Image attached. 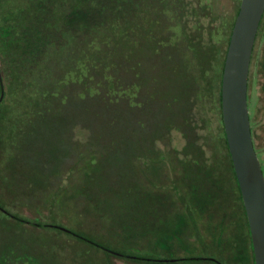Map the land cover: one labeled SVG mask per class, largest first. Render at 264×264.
<instances>
[{
	"label": "rangeland",
	"instance_id": "374dc122",
	"mask_svg": "<svg viewBox=\"0 0 264 264\" xmlns=\"http://www.w3.org/2000/svg\"><path fill=\"white\" fill-rule=\"evenodd\" d=\"M193 1H196V6L202 5L205 1H211L209 6H213L214 13L219 14L217 16L219 18L214 24L228 21L229 19L225 20V15L232 14V9H235L239 2V0H202V2L191 0V2ZM138 4L140 9L135 11L133 16L144 13L146 19L153 16V20L160 19L154 10L158 5L157 0H138ZM209 6L204 7L208 8ZM206 8L200 10L199 14L202 16L203 22L208 24L212 17L207 15L212 12ZM220 15L222 16L220 17ZM132 19L134 17L131 18L130 24L125 25L131 26ZM122 30L126 29L122 26L120 29L106 30L102 35V40H108L114 49L110 53L103 50L98 54L101 55L99 58L106 60L107 63H114V66L121 65L124 68L123 74L127 73V75L124 74L123 77L119 71L118 76L123 79L128 78L124 80H127L130 85L133 77V70L131 71L130 68L132 56L134 54L139 56L143 62V72L145 73L147 72L145 61L148 60V55H141V51L137 50L138 48L136 49L132 43L131 45L126 43L127 41L123 39L128 37L122 36L125 33L121 32ZM157 32L161 36L164 33L167 35L164 29L157 30ZM184 32L183 38L187 34L185 38L191 35L190 39L195 40V34H192L191 27H185ZM84 35L79 36L83 37ZM27 41L20 45L22 46L20 53L33 52L31 42ZM70 41L75 48L73 55H69L66 49L58 51L59 53L55 52L59 56L60 54L63 56L58 58L51 51L54 56L45 59L44 65L39 64L37 71H29L28 75L26 72H22V79L11 69L6 72L7 76L4 77L5 98L0 105V200L11 211L19 215L28 218L37 217L43 222H59L66 227L88 233L98 242L119 249H126L130 246L134 248L132 251L139 252L141 248L147 249L156 245V242H160L161 238L159 235L152 237L147 231V214L142 219L135 217L132 219L130 213L126 214L131 204V197L128 198V196L131 195L130 182H133L132 157L136 142L141 139V136L153 138L158 135L155 137V141H157L156 138L164 136L168 127L171 131L167 134L168 138L165 139L168 140L170 150H174L172 149L174 146L179 150L193 152L199 149L204 151L208 149L205 142L207 133L209 131L214 133L212 128L218 126L216 113L209 110L208 107H204L200 92L195 93L192 88V91H188L186 94L182 93L183 89L179 93L176 91V87L178 89L179 86L174 76L173 81L169 82L172 75L169 74L168 68L172 73L183 74L186 78H190L189 83L195 82L206 87L207 81L204 84L201 81V73L206 67L203 63L205 62L204 49L195 53L187 48L190 43L186 46L185 43L180 42L176 50H171L174 51L173 58L168 60L166 68L165 65H162V70H165L163 75L166 77H162V84L156 89L157 93L155 86L152 87L153 90L149 88L148 101L151 102L153 97L155 100L146 107L147 113L145 110L143 112L132 110L124 98V100H117L113 112L107 110L105 116L98 118L95 117L98 116L96 112H94L95 116L90 114L89 111L93 108L79 110V107L70 106V103H78L80 100L78 85L77 88L73 89L71 86L68 90H64V86H58L68 71H74L73 77L76 76L72 61L64 57V54L76 60L81 57L83 48H87L85 44ZM122 41L123 44H120ZM146 45L145 42L144 44L142 42L140 47L142 51L146 50L149 53L150 49L147 50ZM90 62V57L83 56L81 61L75 65L84 74L87 68L92 66ZM157 66L158 63L156 66L153 65L155 67L153 70H150L154 75H148L151 76L149 78L155 77L160 81L157 72L161 69L158 70ZM43 69H45L44 73L41 72ZM251 80L252 108L255 119L259 120L258 123L256 122L254 131L259 133L257 141L261 144L263 142L261 139L264 136L262 131L264 125V32L258 39ZM153 82L154 79L150 80L148 84ZM50 86H53L54 91L62 92L59 98L65 99V101L63 100L65 105L55 101L50 105H44L45 108L54 109L52 112H55V110H62L68 105L69 107L58 115L55 113L53 118L47 122L48 125H38V128L36 127L30 135L24 138L22 135L24 130L19 124L23 121L29 123L27 113L37 107L35 104L37 89H46ZM130 93V91H126L127 95ZM138 99H142V97L139 96ZM85 102V106L89 107L88 99H85ZM99 106L102 105L98 103L97 108ZM61 115L67 120L66 123L63 122V128L55 120V117ZM61 132H63L62 135ZM22 140L23 152L19 157H23L27 161L36 159V163L33 168L22 167L27 162L20 159L14 163L18 167L8 169V162L10 159L13 160L11 153L16 148L12 145V141L20 144ZM48 151H52L49 156H47ZM94 159L98 160L99 164L90 169L85 163ZM160 197L154 196L153 198ZM147 198L150 199L151 196ZM113 208L120 211V216L125 214L122 216L123 219L120 216L116 222L113 217L111 219L108 212L112 210L114 213L112 215H117ZM219 218L217 217L216 220L220 221ZM0 219L2 218L0 217ZM6 221L8 222V220ZM3 226L6 230L10 225L8 223ZM9 238L10 243H12V238L17 239L22 248L29 247L35 251L38 249L42 264H146L140 260L105 257L103 252L96 251L93 246L83 240L72 238L65 232H57L55 229L47 230L45 227L35 226L31 232H24L19 227L3 232L0 225V248L8 242Z\"/></svg>",
	"mask_w": 264,
	"mask_h": 264
},
{
	"label": "trees",
	"instance_id": "16d2710c",
	"mask_svg": "<svg viewBox=\"0 0 264 264\" xmlns=\"http://www.w3.org/2000/svg\"><path fill=\"white\" fill-rule=\"evenodd\" d=\"M0 1V66L5 75L7 70L11 69L20 79H22V72H26L28 75L29 71H37L39 64L42 63L44 65V60L50 56H54L53 53L56 54L58 51L61 52L67 49L69 55H73L75 48L72 46L70 40L87 46V48H83L81 57L76 60L69 55L64 54V57L69 58L72 61L76 76L75 78L73 77L74 71H68V73L65 74L64 80H61L58 83V86H64V90H68L71 86H73L74 89L77 88L78 85V96L80 98L78 103H70V106L79 107V110H86V108L90 110V108H93V110L89 111L91 112L90 114L95 116L94 112H96L98 116L95 117L100 118L107 114V110L113 112L117 100H124L125 98L129 103L128 106L132 107V110H138V112H143V110L146 111V107L155 100L153 97L151 102L148 101L149 88L153 90L152 87L155 86V92L157 93L156 89L161 86L162 77H166L163 75L165 70H162V65H165L166 68L168 60L173 58L174 51L171 50H176L180 42L185 43L186 46L190 43L187 48L195 53L204 49L203 53H205V62L203 63L206 67L201 73V81H203V84L207 81L208 85L205 84V87L201 86L202 84L199 85V83H189L188 81L191 80L190 78H186L183 74L172 73L168 68L169 74L172 75L169 82L173 81L172 79L174 76V79H176L175 81L178 82L177 85L179 86L178 89L176 87L177 85L175 86L176 91L179 93L181 89H183L182 93L184 92V94L188 91L194 90L195 93L200 92L201 96L205 98V94L209 91H215L220 95V102L222 101L221 89L224 64L241 0H239L234 9L233 18L228 21H220L219 24H214L212 21L205 24L202 20V16L199 14L200 10L193 9L194 7H192V5L189 6L193 9L192 12H194L195 16L193 19H189L187 16L188 13L186 12L189 11V9L184 8L186 3L182 0H157L158 5L154 10L155 14L160 16V19L156 18V20H153L154 16L146 19L144 13H139L137 16H133L134 13L140 9L138 0ZM184 3L185 5H183ZM210 4L211 3H209V5ZM209 7L211 12L214 13L213 6ZM202 8L204 9V6ZM214 14V20L219 18L217 17L219 14ZM132 17H134V19H132L131 26H126L125 24H130ZM263 20L264 17L261 25L263 24ZM122 26L126 29L121 31L125 32L122 36L128 37L123 40L127 41L126 43H130V45L132 43L136 49L138 48L137 50L141 51V55H148V60L145 61V63H147V72L145 73L143 72V62L140 60L139 56L136 54L132 56V65L130 68L131 71L133 70V77L130 85H128L127 80H124L128 78L123 79L118 76L119 71L123 77L124 74L127 75V73L123 74L124 68L121 65L118 64V66H114V63H107L106 60L99 58L101 55L98 54L103 50L110 53L114 49L112 43L108 40H102V35H104L106 30H116L117 28L120 29ZM187 26L189 28L191 27L193 31L192 34H195V40L190 39L191 35L188 38H185L187 34H185L183 38L182 35L185 33L184 28ZM162 29L167 32V35L164 33V35L161 36L157 32V30ZM129 33H131V35H129ZM83 34H85L83 37L79 36ZM26 41L29 43L31 42L33 52L25 51L20 53L22 48L20 45H23ZM142 42L143 44L144 42L147 44L146 49H150V54L146 50L142 51L140 47ZM120 44H123V41L120 42ZM51 51H53V53ZM61 56L62 54H60V56L59 54H56V57L58 58ZM83 56L90 57V63L92 65L87 68L84 74L81 70H78L75 65L77 62L81 61ZM58 62L60 64V60ZM157 63L158 70L159 68L161 69L157 72L160 81L155 77L149 78L151 76L148 75L153 74L150 70H153V68H155L153 65L156 66ZM44 70L45 69L41 72L44 73ZM153 79L154 82L149 85V81H153ZM53 86L46 87V89H37V101H35L37 107H35V110H30L27 113L29 123L23 121L19 124L21 129L24 130V134H22L24 138L30 135L36 127L38 128L41 124H47V122L53 118L55 113L58 115L69 107L68 105V107L66 106L59 111L55 110V112H52L54 109L50 110L49 108H45L44 105H50L55 101H58L59 103L62 102V104L65 105V103H63V100L65 101V99L59 98L62 92L59 90L54 91L52 89ZM147 90L148 93H146ZM126 91H130V95H127ZM139 96L142 97L143 100L138 99ZM85 99H88L89 107L85 106ZM206 99L207 97L205 100ZM98 103L102 105L98 107L99 109L97 108ZM176 104L178 103L176 102ZM55 120L58 121L57 124L62 128L63 122H67L63 115L55 117ZM37 122H39V124H37ZM60 134L62 135L63 132ZM23 140L20 144L16 141H12V145L16 148H14L11 153L13 160L10 159V162H8V169L18 167L15 166V161H20V159L25 160V158L19 157L23 152ZM51 153L52 151H48L47 156ZM25 161L27 163L22 165V167L33 168V165L36 163V159L33 161ZM2 203L3 201L0 200V205H3ZM0 217L3 219H0V222L2 223H0V225L3 232L18 227L24 230V232H31L35 227V225H31L25 220L19 219L22 217L21 215H15L16 218L14 219L0 210ZM6 220H8V222ZM37 222V227H45L47 230L55 229L57 232H65L72 238H77L79 240L84 239V242L86 239L90 238L94 240V238L88 233L73 229L72 227H68L72 231L67 232L58 227L49 225L51 222L53 224L62 225L59 222H43L39 219H37ZM8 223L11 227L8 226L5 230L3 224L7 225ZM12 239V243L9 242V238L8 242L0 248V264H42L38 249L35 251V249L32 250L29 247L22 248L17 239ZM95 241L98 242V240ZM106 246L108 247L110 245ZM106 254V257H110L108 253Z\"/></svg>",
	"mask_w": 264,
	"mask_h": 264
},
{
	"label": "flooded vegetation",
	"instance_id": "af4514ba",
	"mask_svg": "<svg viewBox=\"0 0 264 264\" xmlns=\"http://www.w3.org/2000/svg\"><path fill=\"white\" fill-rule=\"evenodd\" d=\"M182 1L186 3L183 4L184 8L189 9L186 11L189 19L195 16L193 9L202 10L203 5L208 6L211 3L205 1L196 6V1ZM189 5L194 8L191 9ZM206 9L209 10L210 7ZM233 14L234 8L232 14L225 15V20L233 18ZM207 16L212 17V22L217 21L214 20V13ZM263 28L264 20L259 28L251 59L248 106L253 142L264 173V136L262 135L263 142L260 144L257 141L259 133L254 131L259 120L254 117L250 95L251 75L258 39L264 32ZM6 76L0 69V105L5 98ZM205 95L206 100V97L201 98L204 107L215 112L218 121V126L212 128L214 133L209 131L206 135L208 149L191 152L173 146L174 150H170L168 140L165 139L171 131L168 127L164 136L156 138L157 141L155 137L158 135L153 138L141 136L135 144L131 171L133 182H130L131 195L128 196L131 197V204L126 214L130 213L132 219H142L147 214V231L152 237L159 235L161 241L150 248H141L139 252H134V248L130 246L119 249L111 245L107 247L109 244L97 242L92 238L86 239L85 242L96 251H101L106 256L108 253L112 258L140 260L146 264H256L246 208L226 137L222 101L220 102V95L215 91H209ZM262 131L264 132V125ZM85 164L92 169L99 161L94 159ZM149 196L150 199L147 198ZM154 196L161 197L153 198ZM2 204L0 210L9 217L15 219V215H19L11 211L4 202ZM104 210L102 211L105 212ZM115 211L116 216L112 215V210L108 212L114 222L118 221L120 216V211ZM21 216L19 219L31 225L36 226L38 223L37 217ZM217 217L221 220L217 221ZM49 225L58 228L62 226L52 222ZM62 227L67 228V232L72 231L64 225Z\"/></svg>",
	"mask_w": 264,
	"mask_h": 264
},
{
	"label": "water",
	"instance_id": "95a60500",
	"mask_svg": "<svg viewBox=\"0 0 264 264\" xmlns=\"http://www.w3.org/2000/svg\"><path fill=\"white\" fill-rule=\"evenodd\" d=\"M263 16L264 0H241L226 54L221 90L226 137L246 208L256 264H264V173L253 142L248 80Z\"/></svg>",
	"mask_w": 264,
	"mask_h": 264
}]
</instances>
